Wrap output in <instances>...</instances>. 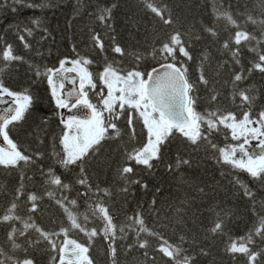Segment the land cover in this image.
I'll use <instances>...</instances> for the list:
<instances>
[{
  "label": "trees",
  "instance_id": "obj_1",
  "mask_svg": "<svg viewBox=\"0 0 264 264\" xmlns=\"http://www.w3.org/2000/svg\"><path fill=\"white\" fill-rule=\"evenodd\" d=\"M15 7L0 6V102L11 114L0 116V140L19 155L0 161V264H62L69 243L86 249L89 264H264V173L253 178L225 161L221 149L231 153L250 138L233 139L220 124L229 113L239 121L250 112L255 121L264 111V71L254 69L264 56V0ZM9 47L22 59L6 60ZM77 59L91 61L82 65L98 93L107 71L147 78L164 64L182 69L195 132L173 129L141 163L149 138L143 117L116 108L103 137L66 161V125L44 73ZM24 95L32 102L18 120L14 106Z\"/></svg>",
  "mask_w": 264,
  "mask_h": 264
},
{
  "label": "rangeland",
  "instance_id": "obj_2",
  "mask_svg": "<svg viewBox=\"0 0 264 264\" xmlns=\"http://www.w3.org/2000/svg\"><path fill=\"white\" fill-rule=\"evenodd\" d=\"M72 67H74V64H69ZM81 67H84L81 64ZM67 68V67H66ZM78 76L80 78V73H79V69H77L76 72H68V73H63V76ZM54 82L56 83V76L53 78ZM104 80V84L108 85L107 88V96L105 99H107L109 101V105H112V102L114 99H118L120 97H127L128 95H131L132 93H138V100L136 102V106L137 109L139 110V112L143 115L146 123H147V127L149 130V134L150 137L153 136L154 138H151V142L149 144V146L147 147V149H145L140 155H139V160L140 161H146L145 160V156L149 155V154H153L155 155V145L159 144V141L161 139L164 138V135L168 134L169 132L172 131L171 127L167 124V121L163 119V117L161 116V114L159 112H157L150 104V102H148V100L145 102V88H146V80H144L142 78L141 75L138 74H132L131 76L128 77H124V76H120L119 74L110 71L107 72L103 78ZM117 82L120 83V85H118V87H121L122 90L120 91V93L116 90V84ZM89 85H87V83L85 82V89L84 91L88 88ZM119 95V96H118ZM0 96H3V93L0 92ZM24 103V101L22 100V98H20L19 100L16 101V105L15 107V113L13 115V117H16V110L20 107V105ZM119 103V101L117 102V104ZM116 104V105H117ZM143 104V106L141 107L140 105ZM115 106L112 107H107L104 106L102 113L104 110H110L112 108H114ZM63 119L65 124L68 127V131L71 129H75L77 128L78 125H81V127L83 129L89 130L90 136L94 135L95 141L101 137V135L103 134L105 128L103 127L102 130H98L96 132V128L95 125H100L102 120V114L100 112H98L97 115H94V112H91V109L87 108V111L80 109L79 111H76L75 108H71V104L69 105L68 108H63ZM9 111V105L7 104L6 100H3V102H0V116L4 113H8ZM10 112L8 113V118L10 117ZM67 121H71V124H67ZM231 122V121H229ZM238 122V121H237ZM2 122L0 121V129L2 126ZM249 127H259L261 128V125L258 123H254L252 125H250ZM262 131V128H261ZM195 132V129L193 127V129H187V131L185 132L188 135H191L192 133ZM248 139V141L242 146L239 147L237 149H235V155H234V159L231 157V155L229 156V161L237 163L240 165V161L241 160L245 165H249L251 163V165L253 167L259 168L260 166V161H261V157L260 158H252L250 156V150L253 147L259 146L261 143V140H264L263 136H258V137H254L252 134L250 133H246L245 135H243ZM260 138V142L255 145L256 143V139ZM77 140L78 137H77ZM1 141V140H0ZM93 143L90 142L87 145L84 144V146H80L79 144L76 145L74 143V140L72 139L70 134H67L66 139H65V146H66V161L68 162H72L75 159L79 158L81 155H83L91 146V144ZM18 157V154L15 152V150L13 149V147L8 143V141L6 139H2L1 143H0V161L5 162V163H12L15 162L16 159ZM264 157V156H263ZM75 252H79L82 255V258L78 259V260H73L70 261L68 260L66 257L71 254V253H75ZM88 261L87 260V255H86V251L81 248L78 247L77 245H75L74 243H69L68 246L65 248L64 253H63V257H62V264H84V262Z\"/></svg>",
  "mask_w": 264,
  "mask_h": 264
},
{
  "label": "snow or ice",
  "instance_id": "obj_3",
  "mask_svg": "<svg viewBox=\"0 0 264 264\" xmlns=\"http://www.w3.org/2000/svg\"><path fill=\"white\" fill-rule=\"evenodd\" d=\"M26 0H0V6H3L5 4H8L9 6H11V10L13 12H15L17 9L15 7V5H25ZM27 7L30 8H38L40 7V5H34V4H27ZM116 7L115 4H113L111 6L110 9H107V11L111 12L112 9H114ZM101 20H104L105 17L103 15H101L100 17ZM37 24H39V21H35ZM27 33L29 36L32 35V30L31 29H26ZM21 40L24 39L23 36L20 37ZM96 41L100 42V46H103V43L100 41V38L97 36L94 38ZM237 43H239V41H237ZM227 46V45H225ZM27 47V45H26ZM114 51L116 53H120L122 51L120 46H116ZM236 54L233 53V56H235ZM4 58L6 60H20L22 59V57L19 56H13L12 55V49L11 47L8 48L7 53L4 55ZM190 58V57H189ZM90 64L91 61L89 60H81V59H77L75 61H73L72 63L75 65L74 67H70V68H66L65 67V61H61L59 69L56 71H52L51 69L48 70L47 73H44L45 75H47V83L51 86V94L52 96L55 98V102L56 104L60 107V108H68L69 107V103L70 101L65 100V99H61V94L60 92L57 90V85L54 82V77L57 76L58 74L63 75V73H68V72H76L77 69H79V73H80V85H79V92L77 91L76 88H73L71 91H69L66 95L67 97L71 98L73 96L76 97V101L75 103L71 104V108H77L81 105H83L84 107L91 109V112H97V107L93 104L89 102L88 99V92L84 91L85 89V82L87 83V85H90L91 88L93 89V91L96 89V84L93 82L92 79V75L89 72V70L86 67H81V64ZM239 63V61H237ZM261 64H264V56L260 57V63H256L255 64V68L254 69H258L261 71H264V68H261ZM252 69H250L249 71H251ZM39 74V73H38ZM66 78V77H65ZM165 78H170V74H165ZM242 79V74H237L235 76V80L236 81H241ZM72 83H75V80L72 81ZM118 85H120L119 82H117L116 84V90L120 93V91L122 90L121 87H118ZM106 87H108V85H105ZM59 87L62 89L64 87L63 82L61 81ZM4 92H8L7 88L3 89ZM82 93V96H81ZM9 95H15V93H9ZM98 96L102 97L103 93L100 92L97 94ZM138 93H132L131 95H128L126 98L125 97H120L118 99H114L112 102V105H109V101L107 99H103L102 100V104L104 106L107 107H112L115 106L117 102L119 101V109L123 110L124 107L127 105L128 108H132L136 106V102L138 100ZM119 96V95H118ZM242 98L244 101H246L247 103H251V100L249 99V97L247 95H243L242 94ZM152 100L153 103H158L161 107L163 108H167L168 107V103L166 98L164 97V95L162 94V92L159 90V86H157V88L154 90V94H150L148 96L145 97V102L147 100ZM22 100L24 101V103H22L20 105V107L16 110V115L18 120H22L24 118V114L26 112V110L28 109V106L31 104L32 102V97L29 95H24L22 97ZM141 107L143 106V104L140 105ZM99 112V111H98ZM102 113V112H101ZM259 120H253L250 118V112H245L243 114V118L241 120H239L237 122L236 120V116L232 113H229L228 115H226L225 117L221 118V122L220 124L223 125L225 128H228L231 130V136L233 139H240L241 136L245 135L246 133H250L252 134L254 137H258V136H264V131H261V128L259 127H249L250 125L254 124V123H258L261 124L262 127H264V111L259 113ZM231 121V122H229ZM71 121H67V124H71ZM217 125L215 127H213L211 130L216 129ZM193 143H195V140H193ZM259 147L264 148V141H262L259 145ZM224 152V159L226 162L229 161V156L231 155V157L233 158L235 155V149L232 150L231 153H229L227 150L225 149H221ZM233 160H236L233 158ZM240 161V165L239 167L241 169H245L251 174V176L253 178H260L261 174L264 173V157H261V161H260V166L259 168L253 167L251 165V163L249 165H245L241 160ZM139 163V161H137ZM145 163H147V161H144ZM179 166V165H177ZM149 167H151V165H149ZM125 172L131 171L130 168H125L124 169ZM56 182H59V180L57 179ZM146 187V185H145ZM33 199H35V197H33ZM154 203V201H153ZM35 209H33L34 211ZM217 227H219V225H217Z\"/></svg>",
  "mask_w": 264,
  "mask_h": 264
},
{
  "label": "water",
  "instance_id": "obj_4",
  "mask_svg": "<svg viewBox=\"0 0 264 264\" xmlns=\"http://www.w3.org/2000/svg\"><path fill=\"white\" fill-rule=\"evenodd\" d=\"M165 74H170V78H165ZM76 81L77 79L74 78ZM71 84L76 87L75 83ZM159 86V90L162 92L167 100L168 107L163 108L158 103H153L154 107L159 110L162 115L169 121L170 124L177 128L189 127L192 124L191 113L189 112L191 106L190 84L185 74L176 68L171 66H161L156 68L150 78L146 89L147 96L154 94V90ZM77 89V88H76ZM78 91V90H77ZM67 100L76 99L75 96ZM251 155L253 157H260L264 155V148L255 147L251 149ZM78 257V254H71L69 259Z\"/></svg>",
  "mask_w": 264,
  "mask_h": 264
},
{
  "label": "flooded vegetation",
  "instance_id": "obj_5",
  "mask_svg": "<svg viewBox=\"0 0 264 264\" xmlns=\"http://www.w3.org/2000/svg\"><path fill=\"white\" fill-rule=\"evenodd\" d=\"M66 67L69 68L70 66H66ZM70 77H74V76H67L65 78L63 75H60V74L58 75L57 90L60 92L61 98H63V99L65 98V94L72 90V85H70V82L68 80ZM61 81L64 84V87L62 89L59 87ZM78 83H77V85H78ZM81 96H82V93H81ZM88 99H89V102L92 103L93 98L91 97V95L89 93H88ZM72 103H75V101H71L69 104H72ZM80 109H82V111L83 110L87 111V108L84 107L83 105L75 108L76 111H79ZM94 115H96V114H94ZM103 115H104L105 120L101 122L100 126L95 125V128L98 129V130H102L103 129L102 126H106L108 115H110V113L105 111ZM69 134L71 135V137L74 140V143L76 145H78L80 143V141H82L84 144L87 145L88 143L94 141L95 138H96L94 135L90 136L89 130L83 129L81 127V125H78L77 128H75V129L73 128V129L69 130ZM77 137H78L79 140H77ZM151 138H154V137L151 136ZM151 138L150 137L148 138L146 144L144 145V149L149 146V144L151 142ZM159 144L155 145V150H156V148L158 147Z\"/></svg>",
  "mask_w": 264,
  "mask_h": 264
}]
</instances>
